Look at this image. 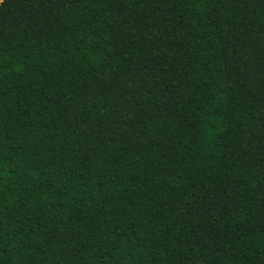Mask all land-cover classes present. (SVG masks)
<instances>
[{
  "label": "trees",
  "instance_id": "16d2710c",
  "mask_svg": "<svg viewBox=\"0 0 264 264\" xmlns=\"http://www.w3.org/2000/svg\"><path fill=\"white\" fill-rule=\"evenodd\" d=\"M0 264H264V0L0 1Z\"/></svg>",
  "mask_w": 264,
  "mask_h": 264
},
{
  "label": "rangeland",
  "instance_id": "374dc122",
  "mask_svg": "<svg viewBox=\"0 0 264 264\" xmlns=\"http://www.w3.org/2000/svg\"><path fill=\"white\" fill-rule=\"evenodd\" d=\"M0 1H2V0H0Z\"/></svg>",
  "mask_w": 264,
  "mask_h": 264
}]
</instances>
